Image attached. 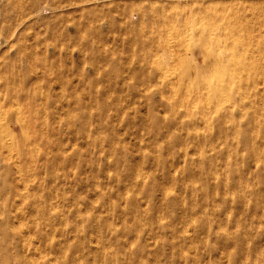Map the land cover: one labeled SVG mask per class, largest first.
I'll use <instances>...</instances> for the list:
<instances>
[{"label": "bare ground", "instance_id": "bare-ground-1", "mask_svg": "<svg viewBox=\"0 0 264 264\" xmlns=\"http://www.w3.org/2000/svg\"><path fill=\"white\" fill-rule=\"evenodd\" d=\"M47 1L0 0V114L18 118L10 136L0 137V264H104L109 246L94 248L98 259L91 262L76 253L68 258L75 246L66 232L72 225L77 234L78 220L99 201L103 131L113 132L108 146L114 148L130 144L117 134L126 125L127 134L137 128L146 132L149 145L179 147L182 161L192 162L188 149H194L199 161L190 171L177 167L179 174L215 189L219 163L225 172L238 174L242 192L237 161L244 121V144L252 159H262L255 129L263 133L258 104L264 98V0H127L120 11L123 21L111 25L112 38L38 32L28 42L27 32L19 30L56 9L54 3L100 0ZM10 9L19 22L13 30ZM163 35L173 42L161 43ZM190 43L199 51L195 64L175 53V47L183 52ZM49 48L56 53L48 55ZM134 137L138 144L146 141ZM171 173L155 186L165 198ZM122 195L119 191L117 198ZM179 198L175 202L181 207ZM92 217L104 218L101 213ZM93 239L102 244L99 237ZM130 247H118L119 255L128 256ZM175 251L182 256V249Z\"/></svg>", "mask_w": 264, "mask_h": 264}, {"label": "rangeland", "instance_id": "rangeland-1", "mask_svg": "<svg viewBox=\"0 0 264 264\" xmlns=\"http://www.w3.org/2000/svg\"><path fill=\"white\" fill-rule=\"evenodd\" d=\"M48 1V3H52V0ZM129 2L131 1L100 0L73 4L74 2L58 1L54 3L56 9L47 10L34 20L26 22L19 33L27 32L25 39L28 42L38 32L49 36L54 34L57 37L63 32L71 34L81 32L85 38L90 40L97 37L112 38L116 34L111 33L113 32L111 25H117L118 22L123 21L120 11H122L123 4ZM113 3L120 5L118 10L109 8ZM132 7L133 10L137 9L136 6ZM9 18L11 20L9 28L13 30L19 22L14 20V11L11 9ZM2 22L3 18L0 12V26L3 24ZM3 29L5 30L4 27ZM114 32L116 31L114 30ZM2 36H4L3 33ZM120 36L124 37L123 34ZM159 38L161 43L163 41L173 42L170 36L163 35ZM194 45V43L188 44V48L185 46L186 49L183 52L179 50V47L174 46L175 53L178 55L184 53L192 61V64H195L200 60L198 48ZM47 53L52 55L56 52L49 48ZM121 57L125 56L121 55ZM87 70L89 71L90 68L87 67ZM263 82L264 80L260 86L264 91ZM107 85L109 87V84ZM43 86L45 88V85ZM55 88L59 92L62 91L58 84L55 85ZM137 90L142 91L144 88L138 87ZM258 106L261 109L258 120L260 119L264 123V98L263 103L259 102ZM4 115L0 114V137H4L5 132H8L7 135L10 136V130L17 126L15 122L18 121L17 116L9 117L10 114H7L5 117ZM244 129H247L245 121L242 123V133L239 134L242 144L238 148L241 154L237 161L239 168L242 169V192L239 191L240 179L236 177L238 174L230 171L225 172L219 163L215 166L218 169L217 176L214 178L215 189L206 183L198 184L193 177L187 174H179L176 171L177 167H183L190 171L199 161L200 157L193 154L194 149H188L192 154L191 160L194 162L191 166L190 160L182 161L177 155L179 147L176 149L172 147L173 145L169 147L149 145L146 132L138 128L127 134V128L124 125L117 132L120 137H128L129 147L122 144L116 145L115 148L110 145L109 147V139L114 136L113 132L103 131L102 147L104 149L98 154L101 162L100 187L97 193L99 201L90 212L78 220L79 232L77 234L73 232L74 226L67 227L66 232L75 246L73 250H69L68 258L76 253L78 258L85 257L91 262L98 259L97 254L92 251L94 248L100 247L101 249L104 246H109L110 250L107 249V252L105 251L102 255L105 260L104 264H170L171 261L174 264H264V143L260 142V138L264 136V125L263 133L255 129L256 136H258L256 147L259 148L262 159L251 158L248 148L244 144L247 137ZM134 136H145L146 141L139 145ZM104 139H106V143ZM210 154H213L212 150ZM172 164L173 167L170 168ZM170 170L173 171L171 173L172 181L164 184L168 189L170 188L168 197L165 198L155 186L163 183V178ZM206 176L207 174L203 172L202 177ZM138 177H141L139 182L136 181L139 179ZM124 184H128L126 189H124ZM119 191L125 197L122 200L117 198ZM237 194L238 196H236ZM178 196L181 207L175 202ZM241 196L242 203L240 202ZM132 200H134V204H132ZM110 201L112 202L111 206L109 205ZM68 212L74 213L72 208H69ZM98 213L104 217L99 221L92 217ZM152 216L154 217L152 218ZM89 218L90 220H86ZM69 228L72 231H68ZM124 230L128 232L126 236L123 233ZM180 231H183V234ZM93 236L99 237L102 244L95 243L96 240L93 239ZM129 243H131V247L128 256L119 255L123 252H119L118 247L126 246ZM134 244H137V247ZM81 245L85 247V253ZM179 248L183 250L182 256L177 255L176 251L174 252ZM173 252L175 255L172 254V258H170L169 254ZM137 253L145 257L136 256ZM110 256L112 258H109Z\"/></svg>", "mask_w": 264, "mask_h": 264}]
</instances>
